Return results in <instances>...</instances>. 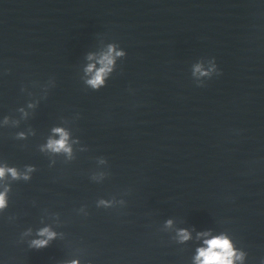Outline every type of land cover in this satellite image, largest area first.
Returning <instances> with one entry per match:
<instances>
[{"label": "water", "instance_id": "obj_1", "mask_svg": "<svg viewBox=\"0 0 264 264\" xmlns=\"http://www.w3.org/2000/svg\"><path fill=\"white\" fill-rule=\"evenodd\" d=\"M110 43L126 57L93 91ZM212 58L221 75L193 74ZM55 127L71 159L41 151ZM5 164L37 170L11 182L0 264H194L201 232L261 264L264 0H0ZM44 227L56 239L30 249Z\"/></svg>", "mask_w": 264, "mask_h": 264}, {"label": "clouds", "instance_id": "obj_2", "mask_svg": "<svg viewBox=\"0 0 264 264\" xmlns=\"http://www.w3.org/2000/svg\"><path fill=\"white\" fill-rule=\"evenodd\" d=\"M126 52L120 49L117 44L110 43L107 46V50L103 52L96 63H89L85 69V75L88 77L84 83L93 91H99L101 88L106 86V81L110 78L116 70V62L118 59L125 58ZM89 61L94 59V54L89 53L87 55ZM213 63L210 69L202 70L200 64L194 66V72L199 73L201 76H207L211 79L214 75H221V71L218 69L215 62V58H212ZM97 63L99 67H97ZM214 73V75H213ZM55 82L54 78H50ZM197 87H204L205 82L196 84ZM33 107V105H29ZM23 111V109H21ZM25 115H27L25 113ZM4 124L8 123L7 117L4 119ZM52 132L59 138H49L47 143L41 147V151H50L54 154H66L69 159L72 158V146L69 143V133L62 127H55ZM24 133H17V137L20 139L24 138ZM100 163H104L105 160L101 159ZM26 171L20 172L15 166H8L7 164L0 166V181H5L3 191H0V213H3L9 206L8 193L11 191L12 181H30L32 173L37 169L34 165H25ZM99 204L109 206V202L100 200ZM172 220L166 221V226H171ZM25 234H31V229ZM179 241L181 243L188 241L191 238V233L187 229H179L177 232ZM200 237H209L203 240V246L197 249V254L194 257V264H245L247 253L237 248L234 242L226 233H220L218 235H211L210 232H201L197 234ZM35 239H32L28 243L30 249L40 250L46 248L54 241L57 237V233L50 227H44L36 232ZM71 264H78L77 261H72ZM264 264V261L261 262Z\"/></svg>", "mask_w": 264, "mask_h": 264}]
</instances>
